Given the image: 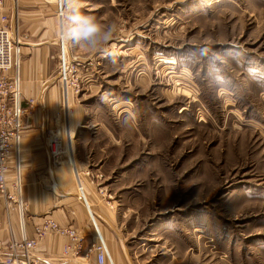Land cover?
<instances>
[{
    "label": "rangeland",
    "instance_id": "obj_1",
    "mask_svg": "<svg viewBox=\"0 0 264 264\" xmlns=\"http://www.w3.org/2000/svg\"><path fill=\"white\" fill-rule=\"evenodd\" d=\"M17 1L9 26L21 46L19 76L26 43L58 44L49 136L65 151L57 160L49 150L63 165L57 183L97 213L113 258L264 264V0ZM68 7L111 29V38L95 48L62 41V52L69 22L59 14ZM64 55L81 83L65 108ZM77 104L89 127L71 149L67 120ZM93 241L94 233L86 251Z\"/></svg>",
    "mask_w": 264,
    "mask_h": 264
},
{
    "label": "crops",
    "instance_id": "obj_2",
    "mask_svg": "<svg viewBox=\"0 0 264 264\" xmlns=\"http://www.w3.org/2000/svg\"><path fill=\"white\" fill-rule=\"evenodd\" d=\"M15 1L6 0L11 12ZM20 1L32 5L42 3V0H18L17 2ZM30 13L35 14L33 11ZM17 14H20L18 8ZM62 41L60 42L63 52L65 44ZM49 42L26 43L22 48L20 76L23 107L26 110V115L20 147V171L23 183V200L27 207L25 231L28 236H32L33 226L40 223L45 217H50L61 225H73L87 231L89 235L94 233L95 239L103 241L95 224L96 216L104 236L105 231L97 213L94 216L80 199L78 200L76 196L59 188L56 175H58V170L61 171L60 168L63 165L58 166L55 159L49 155V136L54 131L53 119L60 96L57 78H55L57 73L52 69L54 56L50 55L51 45L57 44V42ZM30 99L34 101L32 105L28 104L27 100ZM80 99L82 100V97ZM77 107L72 119L67 120V131L70 139L72 138L71 149L74 143L82 141L81 139L89 127L84 120L87 109L83 104H77ZM73 154L76 159L74 150ZM59 180L61 181V179ZM47 183H50L51 187H48ZM19 234L17 213L15 210L7 208L5 201L0 197V243H5L11 238H18ZM63 242V238L53 235H47L40 241L35 254L39 264H90L88 262L90 258H66L63 256L61 254ZM104 243L107 248L108 264H120L117 251L115 252L117 260H115L106 241ZM5 254L0 249V256ZM92 262L96 264L95 257Z\"/></svg>",
    "mask_w": 264,
    "mask_h": 264
},
{
    "label": "built area",
    "instance_id": "obj_3",
    "mask_svg": "<svg viewBox=\"0 0 264 264\" xmlns=\"http://www.w3.org/2000/svg\"><path fill=\"white\" fill-rule=\"evenodd\" d=\"M59 9H61V4ZM9 13L10 7L6 0H0V197L5 201L7 208L15 210L17 213L20 234L18 238H11L5 243H0V248L6 251L4 256H0V264H39L35 250L37 244L49 234L64 239L61 246L63 256L88 258L89 254L93 253L96 264H108L105 243L102 240L93 241L89 247L91 249L86 251L85 243L89 233L73 225H61L52 218L45 217L40 223L33 226L32 236H28L25 231L27 207L22 194L20 141L26 110L23 107L20 89L19 55L21 46L14 41L11 35ZM59 15L62 16V12ZM61 21L62 25L64 23L66 25V20L61 19ZM60 72L61 98L65 108L67 105L65 102H68V90H79L81 83L78 80V66L67 63L65 55ZM80 72L82 71L80 70ZM27 101L29 105L34 102L32 99ZM49 144L48 147L52 155H57L62 150V142L59 137H52ZM84 174L88 175V172L86 171Z\"/></svg>",
    "mask_w": 264,
    "mask_h": 264
},
{
    "label": "clouds",
    "instance_id": "obj_4",
    "mask_svg": "<svg viewBox=\"0 0 264 264\" xmlns=\"http://www.w3.org/2000/svg\"><path fill=\"white\" fill-rule=\"evenodd\" d=\"M62 15H66L69 22L61 35L63 41L85 42L95 48L111 38V29L104 30L93 18L82 15L76 7H68L66 12L62 10Z\"/></svg>",
    "mask_w": 264,
    "mask_h": 264
},
{
    "label": "bare ground",
    "instance_id": "obj_5",
    "mask_svg": "<svg viewBox=\"0 0 264 264\" xmlns=\"http://www.w3.org/2000/svg\"><path fill=\"white\" fill-rule=\"evenodd\" d=\"M63 129H64V128H63ZM64 152H65V151L61 150V151L57 154V156H59V157L57 158V160H60V159L64 156ZM68 153H69V160H70V162L72 163V160H73L72 153H71L70 151H68ZM56 162H58V161H56ZM72 169H73V168H72ZM72 172H73V171H72ZM73 176H74V175H73ZM76 183H77V181H76ZM79 199L83 201V199L81 198L80 195H79ZM94 212H96V211H94Z\"/></svg>",
    "mask_w": 264,
    "mask_h": 264
}]
</instances>
